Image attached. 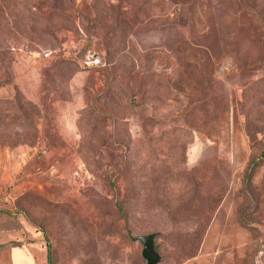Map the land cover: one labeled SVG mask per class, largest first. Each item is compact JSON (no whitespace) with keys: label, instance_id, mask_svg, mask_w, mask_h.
I'll use <instances>...</instances> for the list:
<instances>
[{"label":"rangeland","instance_id":"rangeland-1","mask_svg":"<svg viewBox=\"0 0 264 264\" xmlns=\"http://www.w3.org/2000/svg\"><path fill=\"white\" fill-rule=\"evenodd\" d=\"M56 1L0 0V227L36 233L47 264H145L125 229L190 234L200 218L166 210L221 188L192 256L176 244L189 237L154 232L158 264H264L258 18L228 0H159L134 20V0H118L125 32L107 35L84 29L89 0L69 21ZM126 190L125 228L108 232L96 204Z\"/></svg>","mask_w":264,"mask_h":264},{"label":"trees","instance_id":"trees-1","mask_svg":"<svg viewBox=\"0 0 264 264\" xmlns=\"http://www.w3.org/2000/svg\"><path fill=\"white\" fill-rule=\"evenodd\" d=\"M57 6H58V12H59V18L61 21H69L71 20L69 14L64 13L67 10L73 9V0H57ZM102 0H89V2H83L82 3V10L86 11L84 8L92 7L93 9H96L92 12L93 16H107L109 19V24L107 20L101 21V24L97 22V18L94 16L88 15L86 12L85 20L86 23H90L89 26L86 24L84 25V29H90V28H103V25L106 24L105 33L111 34L112 32H125L126 25L122 26L119 25V19H120V11L121 3L117 2L111 3L110 1L102 3V6L100 8V3ZM131 2V1H130ZM133 2V3H132ZM131 3V17L135 19L139 18L142 19L144 11H147L151 5L157 6L160 3H162L159 0H154L151 4L149 3V0H134ZM229 9L231 8L233 11L237 10V6L239 5L240 8L243 7L245 9L244 11L247 13L250 12L255 15L260 24H262V28L264 30V0H228ZM91 26V27H90ZM100 26V27H99ZM264 32V31H263ZM123 34V33H122ZM121 34V35H122ZM120 35V37H121ZM119 37V35H118ZM107 41L110 42V37L107 38ZM121 41L120 39L117 40V44ZM156 51H151L152 53H155ZM156 57V55H155ZM158 57V54H157ZM70 59H61V62L63 64H69ZM222 193V189H218L216 191V194L213 193V195L209 194H203L199 195L196 192H192L188 195L186 200H180V203H178V206L175 208H172L170 210H166V215L168 216L170 221H174L175 218L183 216V213L187 211L190 212L191 216H196L200 218V223H196L191 230L190 234H187V232H183L180 230V226L173 224L170 222V225H158L157 229L154 231L155 233L159 234L161 230L165 232V235H169L171 237H189L186 239H177V247L180 248L182 252L183 258H188L192 256L198 246V243L200 241V237H202L212 214V211L214 210V207L216 206V203L218 199L220 198ZM132 195L131 192L128 190L125 191L124 194L119 197L118 195H115L113 199L107 200L103 198L101 202L96 204L97 212H101L102 215L105 217L107 216V222L106 226L110 227L111 229L108 230V232L112 233H119L120 229H124L125 227H117V223L119 220H124V222L127 223V209L125 207V204L127 200ZM189 199V202L187 201ZM201 201H205L206 208H199L197 205L201 203ZM190 205V207H187V205ZM124 223V224H126ZM159 230V231H158ZM49 258L47 257V260Z\"/></svg>","mask_w":264,"mask_h":264},{"label":"crops","instance_id":"crops-1","mask_svg":"<svg viewBox=\"0 0 264 264\" xmlns=\"http://www.w3.org/2000/svg\"><path fill=\"white\" fill-rule=\"evenodd\" d=\"M43 245L36 233L0 227V264H47Z\"/></svg>","mask_w":264,"mask_h":264},{"label":"water","instance_id":"water-1","mask_svg":"<svg viewBox=\"0 0 264 264\" xmlns=\"http://www.w3.org/2000/svg\"><path fill=\"white\" fill-rule=\"evenodd\" d=\"M126 235L131 240H136L140 243V255L144 259L145 264H158L160 255L154 247V232L132 235L128 229H125Z\"/></svg>","mask_w":264,"mask_h":264},{"label":"built area","instance_id":"built-area-1","mask_svg":"<svg viewBox=\"0 0 264 264\" xmlns=\"http://www.w3.org/2000/svg\"><path fill=\"white\" fill-rule=\"evenodd\" d=\"M45 247V245H43Z\"/></svg>","mask_w":264,"mask_h":264}]
</instances>
